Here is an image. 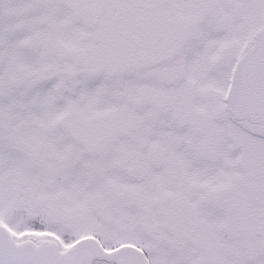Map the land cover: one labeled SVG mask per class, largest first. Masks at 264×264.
<instances>
[{
  "label": "snow or ice",
  "instance_id": "6c2138e0",
  "mask_svg": "<svg viewBox=\"0 0 264 264\" xmlns=\"http://www.w3.org/2000/svg\"><path fill=\"white\" fill-rule=\"evenodd\" d=\"M0 264H264V0H0Z\"/></svg>",
  "mask_w": 264,
  "mask_h": 264
}]
</instances>
